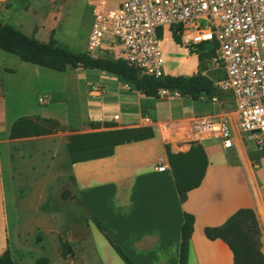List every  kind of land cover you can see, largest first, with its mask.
Wrapping results in <instances>:
<instances>
[{
  "label": "rangeland",
  "instance_id": "374dc122",
  "mask_svg": "<svg viewBox=\"0 0 264 264\" xmlns=\"http://www.w3.org/2000/svg\"><path fill=\"white\" fill-rule=\"evenodd\" d=\"M0 21L41 41L53 37L58 46L73 52L87 51L94 56L115 58L112 51L96 53L89 49L92 11L86 0H0ZM188 46L175 43L168 32L164 33L166 74L202 72L217 80L224 71L215 62L216 51L209 45L195 54ZM1 66L12 71L0 70V116L14 120L21 115H32L44 131L34 136L36 140L12 144L13 149L26 150L23 160L15 166L13 181L6 179V231L12 259L19 264H34L40 256L48 259L47 264H125L95 225L94 218L113 236L105 224L108 203L85 197L88 207L74 187V171L66 151L68 136L121 128L132 120L130 117L134 121L141 119L135 121L137 125L150 123L146 119L149 108L158 117H164L162 125L166 132L170 128L175 130L179 139L189 144V121L195 116L218 114L219 105L189 98H149L107 71L76 67L59 72L21 61L2 50ZM93 90L99 93L90 94ZM221 96L220 113L227 114L231 109L230 99L225 94ZM115 115L119 122H115ZM100 116V120L88 119ZM41 117L57 120L59 128L41 123ZM230 120L235 127L234 118ZM3 131L0 125V139L5 136ZM203 142L217 162L226 164L234 157L243 167L250 165L253 174L264 179V148L256 146L246 135L236 133L230 149L223 148L214 137ZM170 150L182 153L180 149L173 151L170 147ZM157 153L161 149L154 140L145 160L151 162ZM61 239L69 247L65 254Z\"/></svg>",
  "mask_w": 264,
  "mask_h": 264
},
{
  "label": "crops",
  "instance_id": "0c3cea01",
  "mask_svg": "<svg viewBox=\"0 0 264 264\" xmlns=\"http://www.w3.org/2000/svg\"><path fill=\"white\" fill-rule=\"evenodd\" d=\"M0 70L12 71L6 66H1ZM89 93L99 92L93 90ZM218 105L221 111L222 104ZM147 112L149 117L146 119L150 123L137 125L135 121L141 119L134 121L130 117L133 121L123 127L151 126L153 137L117 145L110 156L71 164L74 187L83 198V203L87 205L86 198L108 203L105 224L136 264H178L184 212L194 216L187 264H232L233 257L228 246L220 239L206 238L203 229L221 225L241 207H249L254 212L264 255V179L253 174L250 165L243 167L234 157L226 164L217 162L214 153L211 155L203 142L208 139L200 140L208 165L200 185L187 192L185 201L180 202L161 142L165 138L171 149L175 145L182 153L188 150L189 144L180 140L170 127L168 132L164 130V117H158L149 108ZM23 116L32 115L17 118ZM17 118L8 120L0 116L5 135L0 139V254L6 247L9 248L6 179L12 178L13 181L15 166L23 160L26 152L24 147L13 149L12 144L36 140L34 136L9 138L10 126ZM115 122H119V117ZM154 140L158 141L161 153L149 162L145 158L150 154ZM160 166L164 168L160 169Z\"/></svg>",
  "mask_w": 264,
  "mask_h": 264
},
{
  "label": "built area",
  "instance_id": "2783aa9c",
  "mask_svg": "<svg viewBox=\"0 0 264 264\" xmlns=\"http://www.w3.org/2000/svg\"><path fill=\"white\" fill-rule=\"evenodd\" d=\"M86 1L92 11L89 49L112 51L143 75L166 74L162 40L174 25L182 26L181 42L186 45L214 41L215 62L224 69L223 79L214 86L229 97L231 109L227 114L193 117L188 124L191 141L214 137L230 149L236 133H242L263 146L264 0ZM160 94L180 98L165 89ZM198 100L223 103L217 93H201Z\"/></svg>",
  "mask_w": 264,
  "mask_h": 264
},
{
  "label": "trees",
  "instance_id": "16d2710c",
  "mask_svg": "<svg viewBox=\"0 0 264 264\" xmlns=\"http://www.w3.org/2000/svg\"><path fill=\"white\" fill-rule=\"evenodd\" d=\"M181 32V25L170 27V36L177 44L181 43ZM209 45L216 51L214 41L191 44L188 49L191 53L197 54L201 49ZM0 50L15 55L21 61L59 72L65 71L67 68L76 67L107 71L129 83L137 91L149 98L159 99L161 97L160 91L163 89L177 92L180 98L192 100H198L201 93H217L219 97H222V93L216 91L214 82L223 79L224 72L218 76L217 80L211 79L202 72H195L190 75L165 74L162 77L143 75L120 58L94 56L87 51L73 52L68 48L58 46L53 37L48 39V41H41L1 21ZM219 66L222 68L221 65ZM35 121V118L28 116L17 118L10 126L9 138H22L42 134L44 131ZM40 122L43 124L49 123L55 129L59 128L58 121L52 118H41ZM91 124L98 125L99 123L92 122ZM104 124L109 126L107 123ZM153 136L154 132L151 126L122 127L112 130L72 134L68 136L66 143L68 161L69 164H73L110 156L117 145L140 141ZM172 150L177 151L178 148L172 145ZM165 153L179 200L184 202L187 192L198 187L203 179L208 165L206 152L199 141H190L189 148L184 153L171 152L168 144L165 145ZM62 195L65 196V193H62ZM94 221L96 227L103 233L125 264H135L123 252L100 221L96 218H94ZM193 224V214L184 212L180 226L178 264H187L189 239L193 231ZM203 233L206 238L210 240L220 239L228 246L233 257L232 264H264L259 228L251 208H238L221 225L204 227ZM61 245L63 246V254H65V251L69 250L68 244L61 239ZM47 262L48 259L45 256H40L34 260V264H47ZM0 264L19 263L12 259L10 249L6 247L0 254Z\"/></svg>",
  "mask_w": 264,
  "mask_h": 264
},
{
  "label": "bare ground",
  "instance_id": "6f19581e",
  "mask_svg": "<svg viewBox=\"0 0 264 264\" xmlns=\"http://www.w3.org/2000/svg\"><path fill=\"white\" fill-rule=\"evenodd\" d=\"M219 176H220V175H219ZM221 176H222V174H221ZM221 176H220V177H221ZM225 180H226V179H225ZM227 180H228V179H227ZM226 187H227V184H226ZM228 187H229V186H228ZM229 188H230V187H229Z\"/></svg>",
  "mask_w": 264,
  "mask_h": 264
}]
</instances>
